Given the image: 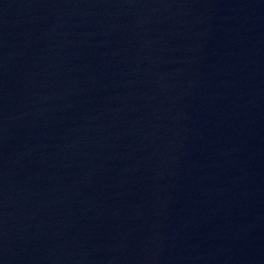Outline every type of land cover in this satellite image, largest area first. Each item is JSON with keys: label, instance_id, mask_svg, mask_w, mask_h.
I'll return each instance as SVG.
<instances>
[{"label": "water", "instance_id": "water-1", "mask_svg": "<svg viewBox=\"0 0 264 264\" xmlns=\"http://www.w3.org/2000/svg\"><path fill=\"white\" fill-rule=\"evenodd\" d=\"M0 264H264V0H0Z\"/></svg>", "mask_w": 264, "mask_h": 264}]
</instances>
